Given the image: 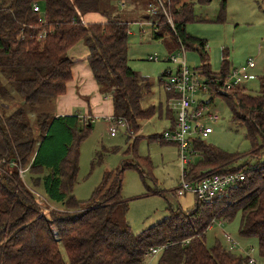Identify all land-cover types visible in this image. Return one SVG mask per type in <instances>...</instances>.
I'll list each match as a JSON object with an SVG mask.
<instances>
[{"label":"trees","instance_id":"1","mask_svg":"<svg viewBox=\"0 0 264 264\" xmlns=\"http://www.w3.org/2000/svg\"><path fill=\"white\" fill-rule=\"evenodd\" d=\"M117 2V6L122 4L121 0H0V97L9 98L11 91L19 97L18 104H12L13 114L0 112V264H144L150 251L159 247L163 249L156 264H241L245 259L227 253L221 244L207 247L205 242L211 219L229 221L237 213L241 214L239 235L255 237L264 260V161H259L264 154V85L257 95L246 93L245 87L223 88L231 71L226 57L220 72L213 73L206 41L185 31L186 24L194 20L191 4L170 0L168 12L175 32L161 15L144 18L145 23L158 22L159 33L153 39L168 33L169 39L163 41L169 53L180 46L197 52V73L205 81H217L209 85L207 104L213 97L222 99L231 121L245 128L251 145L248 154L257 161L252 166L234 168L236 155L199 139L192 141L196 158L189 165L192 177L248 168L246 178L217 201L205 204L195 199L186 211L170 208L160 222L134 233L117 216L128 210V201L121 196L123 172L132 169L143 178L141 161L148 159L138 157L135 150L141 137L135 136L131 144L134 160L105 173L90 199L80 202L73 189L79 148L90 134V120L42 112L36 118L37 133L26 122L22 107L45 98L52 102L65 94L75 64L67 52L80 41L88 49L86 61L98 91L110 98L112 116L125 122L128 139L153 116L154 106L141 105L151 94V81L127 65L129 22L127 17L118 18ZM153 2L143 0L141 8L146 10ZM224 7L225 0L221 10ZM93 13L103 21L84 20L85 14ZM174 126L175 119L171 131ZM149 139L166 142L163 135ZM19 168L26 170L31 186L41 188L49 202L64 210L42 206L36 192L24 185Z\"/></svg>","mask_w":264,"mask_h":264},{"label":"rangeland","instance_id":"2","mask_svg":"<svg viewBox=\"0 0 264 264\" xmlns=\"http://www.w3.org/2000/svg\"><path fill=\"white\" fill-rule=\"evenodd\" d=\"M142 1L121 0L122 4L117 6L119 1L115 3V7L117 6L120 12L118 18L122 20L127 17L129 22L127 65L152 83L151 94L142 99L141 105L144 108L154 106V114L149 120L141 123L136 135H131V139H128L129 135L122 127L117 129L115 136L109 135L108 103L101 101L100 111H97V106L93 107L90 114L95 118L92 121L90 134L80 144L79 172L73 189V196L77 201L89 200L105 173L120 168L124 161L131 163L134 160L131 144L135 136L141 137L135 150L138 157L148 159L146 162L141 161L143 178L138 171L132 169H126L123 172L121 196L128 201V210L125 215L117 216L119 223L128 224L137 234L168 216L170 208L186 211L195 204V197L192 194L181 197L177 195L182 176L177 146L149 138L170 131L172 120L176 115L177 101L168 97L163 87L167 76L162 78V81L160 79L164 73L174 74L178 64L166 59L174 55L177 57V62L184 61L190 72H197L196 68L200 65L198 54L194 50H185V55L178 57V50L169 53L170 50L162 39H153L148 33L143 34L146 40L142 39V31L150 32L149 26L145 24L146 11L141 8ZM222 1L182 0L183 3L192 5L194 15V20L186 24L185 31L191 37L206 41L209 65L213 73L220 72L222 60L225 57L231 71L233 69L246 71V63L253 62L255 68L250 73L255 78L246 82L244 87L247 90L246 93L257 95L261 86L264 85V0H225L224 10H221ZM77 45L85 46L83 41ZM68 56H70L69 53ZM149 57H156L157 60L149 61ZM247 71L249 72V69ZM194 99L207 104L210 95L208 92H197ZM80 100L84 102L86 99L80 97ZM18 102L19 97L14 91L10 92L9 98L0 97V112L2 111L4 115L13 114L15 110L12 104H18ZM58 103L57 99L50 102L45 98L31 106L22 107L26 122L35 133H37V115L42 112L55 114ZM210 108L218 112L220 119L212 125L213 132L202 141L225 153L236 155L237 158L232 165L234 168L247 163L250 166L254 165L257 161L250 158L248 154L251 145L246 138L245 128L231 121L230 110L226 103L218 97H213ZM86 110V107L79 103L73 112L83 116ZM188 158H190V165L195 162V157L188 155ZM259 161H264V154ZM25 171L19 168V176L21 179L24 177L26 184L23 183L29 190L36 192L41 205L49 210L63 211L62 205L46 199L41 188H34L28 183V175ZM240 219V213L229 221L218 218L217 222L220 221L223 225L219 227L215 224L206 231V246L211 247L219 243L225 249L226 244L222 235L226 233L237 241L238 249L252 250L249 256L256 264H264L258 252L257 239L239 235ZM227 253L245 259L241 264H247L243 252L236 249ZM157 259V255H149L145 257L144 264H156Z\"/></svg>","mask_w":264,"mask_h":264},{"label":"built area","instance_id":"3","mask_svg":"<svg viewBox=\"0 0 264 264\" xmlns=\"http://www.w3.org/2000/svg\"><path fill=\"white\" fill-rule=\"evenodd\" d=\"M153 1V3L147 5L145 15L147 17L161 15L169 28L175 32L172 19L168 12L170 0ZM33 10L35 12L39 11L37 6H34ZM145 24L149 26L150 32L141 30V37L145 38L143 34L148 33L151 38H154L159 33L158 22L147 20ZM160 38L162 40L168 38V33L165 32ZM178 52V57L184 56V47L180 46ZM156 60V57H149V61ZM166 60L178 64L176 72L174 74L171 72L167 73V79L163 82L165 92L171 94L172 98L177 101L175 126L172 131L170 130L163 134V139L167 143L175 144L179 150L182 176L177 188V195L181 197L185 194H192L200 203L212 204L217 201L220 196L229 192L236 187L239 182L243 181L247 176L248 168L228 173H210L208 175H206L205 172H201L197 176H190V158H188V155L193 156L192 141L194 139L202 140L209 136L213 132L212 125L216 124L220 119L218 112L212 110L210 104L195 101V94L197 92H208L209 85L211 83L215 84L217 81L211 79L205 81L197 72H190L184 61L177 62V57L174 55H170ZM254 66V63L251 61L246 63L248 69H252ZM253 78L254 77L247 73L245 69H233L224 80L223 88L226 91L241 89L246 82ZM107 120L109 122L108 132L111 137L115 136L119 127L126 129L125 122L120 118L110 116ZM217 219L218 218L211 219L206 231L215 224L219 227L223 225L220 221L217 222ZM222 238L225 241V250L227 252H232L237 249L245 254L247 264H256L249 256V252L252 251L251 249L249 251L238 249L237 241L229 234L223 233ZM162 249V247L152 249L149 255H158Z\"/></svg>","mask_w":264,"mask_h":264},{"label":"crops","instance_id":"4","mask_svg":"<svg viewBox=\"0 0 264 264\" xmlns=\"http://www.w3.org/2000/svg\"><path fill=\"white\" fill-rule=\"evenodd\" d=\"M90 19H94L95 20L94 22L103 21V18L97 14H94V15L89 14V15H86L84 18L86 22H90L89 21ZM142 39L146 40V38H143V37ZM78 43L72 46L67 52V54L69 53L70 55L69 56L70 59L74 61L75 64H73L71 68V81L68 82L66 85L65 94L56 98L59 102L58 103L59 106L56 109L55 116L76 115L81 119L90 120L89 125H91V128H92V121L95 117L93 118V116H91L90 114L91 109L97 106L96 107L97 111H100L101 110L100 102L101 101L106 102L108 103L109 108H110V114L108 116L110 117V115L112 116V102L110 98L102 96L99 93L97 84L93 78L92 72L86 61L89 55L88 49L86 46L84 47L78 46L77 45ZM254 68L252 69L249 68V72L247 71L248 70L247 68L246 72L251 74L250 71L253 70ZM80 97H84L86 99L85 100L86 102L84 101L85 102L84 103L83 101H81ZM79 103H81V105H84L87 109L85 113L83 114V116H80L79 114H74L73 112V109L77 107Z\"/></svg>","mask_w":264,"mask_h":264}]
</instances>
